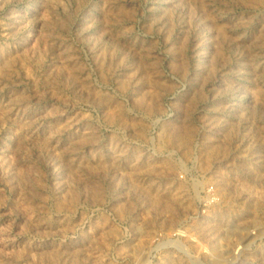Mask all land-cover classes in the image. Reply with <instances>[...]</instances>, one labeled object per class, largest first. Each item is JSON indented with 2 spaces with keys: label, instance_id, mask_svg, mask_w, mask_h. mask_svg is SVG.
<instances>
[{
  "label": "rangeland",
  "instance_id": "1",
  "mask_svg": "<svg viewBox=\"0 0 264 264\" xmlns=\"http://www.w3.org/2000/svg\"><path fill=\"white\" fill-rule=\"evenodd\" d=\"M0 264H264V0H0Z\"/></svg>",
  "mask_w": 264,
  "mask_h": 264
}]
</instances>
